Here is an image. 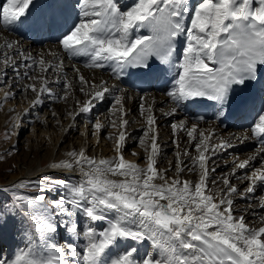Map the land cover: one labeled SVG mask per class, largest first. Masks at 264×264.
I'll return each mask as SVG.
<instances>
[{
	"label": "snow or ice",
	"instance_id": "6c2138e0",
	"mask_svg": "<svg viewBox=\"0 0 264 264\" xmlns=\"http://www.w3.org/2000/svg\"><path fill=\"white\" fill-rule=\"evenodd\" d=\"M33 7L35 0H0V26L10 29L28 22ZM58 7L59 12L34 22L55 32L59 49L69 59L83 57L84 67L92 70L108 67L117 79L128 69L170 74L165 94L174 107L168 112L161 109L164 115H173L185 102L193 107L211 102L214 117L220 120L244 107L250 89L264 78V0H70ZM19 43L2 46L17 53L15 59L5 54L2 63L5 69L12 68L16 80L28 81L20 89L34 95L31 106L43 103L45 95L67 103L76 88L63 59L51 49L33 56ZM71 68L86 99L75 101L70 117L90 113L97 102L118 93L108 120L117 130L108 135L115 155L97 158L83 147L73 149L48 167L53 173L78 171L79 179L20 178L0 188V239L10 221L23 225V246L5 258L0 244V264H264V214L258 216L260 226L253 227L245 214H235L249 209L234 206V197L251 199L257 187H264V108L250 129L236 137L241 143L256 140L260 146L245 159L233 157L231 172L218 178L222 187L213 189L210 184L217 180L211 179L215 168L209 161L233 147L231 138L214 140V129L202 130L204 115L194 117L190 127L187 119L172 123L173 135L186 133L196 155L187 149L177 151L176 171L169 177L172 162L158 167L161 145L153 104L141 96L143 135L138 142L145 160L141 166L123 154L130 124L126 90L104 80L90 81L75 64ZM53 84L62 92L54 91ZM12 95L5 91L4 99ZM104 127L96 119L93 134ZM181 155L191 160V167ZM258 157L261 166L253 168L251 162ZM241 169L249 170L243 192L230 180ZM185 170L197 179H181ZM28 188L37 191H24ZM50 193L56 195L50 198ZM257 207L264 213V196ZM61 231L68 234L63 243L56 239ZM145 242L152 251L141 254L139 246Z\"/></svg>",
	"mask_w": 264,
	"mask_h": 264
},
{
	"label": "bare ground",
	"instance_id": "6f19581e",
	"mask_svg": "<svg viewBox=\"0 0 264 264\" xmlns=\"http://www.w3.org/2000/svg\"><path fill=\"white\" fill-rule=\"evenodd\" d=\"M47 2L50 6L59 10V5L65 2H70V0H47ZM33 32H35L34 35H32ZM32 33L28 36L24 35L19 31L18 24L14 25L10 29L0 26V70H4L7 73V75L5 76L3 74V71H0V102L5 104V108L7 109V111L11 110L12 108L19 107L21 109V115L26 114L25 109L28 110L27 113L29 114L31 108H33L34 111H31L32 113L29 114V117L26 118V120L32 122V126L35 130H37V136L40 139L39 142L35 141V148L39 152L37 158L35 159L36 164L32 168L26 166V164H23L22 168L19 170L18 173L12 174V176H10L6 181H2L0 183V186L2 187L8 186L12 182L17 181L20 178L27 179L37 176H49L50 179H60L70 176L73 181L79 179L80 173L78 171L71 174L68 172L59 171L53 173L52 170H50V168L48 167V165H50L52 162H58L59 160L66 158L67 152L73 149L79 151V149L83 147L86 149L87 155L95 156L97 158H109L115 155L113 151V141L110 139L106 140L105 137H101L103 136V130H107V134L110 132L115 133L117 131L116 129H113L108 125V120L112 118L110 117L111 104L109 108H107L109 102L112 103L109 98V95L106 96V99L104 101L97 102L90 113L78 114L74 118L68 115L69 112L76 110V100L83 101L86 99L84 94L80 93L78 90L79 83L78 80L74 79V74L72 72L71 65L75 64L77 67H79L83 75L90 81L99 83L101 80H104L107 81V84L110 87L112 85H116L117 88L121 87L122 83H124L127 78L117 79L112 75L111 69L108 67H105L106 70H104L105 68L92 70L84 67L85 61L78 63L72 62L71 60L67 59L66 54H64L63 51L59 49L57 41L54 43H46L44 45H40L41 41L45 39V26H42L40 23L34 25ZM14 41H19V47L22 48L25 52L31 53L33 56H38L41 51L47 52L48 49H51L52 51L58 53L59 58L63 59L64 61L65 72L67 73L69 79L73 80L74 87L76 88L73 97L68 100L69 107H66L65 102L61 100H53L51 98H48L46 95L43 99V103L36 105L35 107L31 106L30 102L34 98V95L30 91L25 92L21 91L20 89V85L27 83L28 81L24 79L16 80L15 73L13 72L12 68L9 67L5 69L2 63L5 54L12 56L14 59L16 58L17 53L14 49H6L2 47L6 42ZM48 59H53V57L49 56ZM19 70L21 73L24 72V68L22 66ZM30 74L36 75L38 74V70L33 71ZM48 76L50 79L53 78V73L50 71L48 73ZM52 87L54 91L62 92L60 85L53 84ZM121 89H125L127 97H129V99H126L125 102V108L128 110V115L126 118L130 121V124L127 128L129 138L126 140L123 149V154L125 158L133 160L141 166L145 164L143 150L141 149L139 143L136 144L137 137H139V132H141V136L143 135V117H141L140 115L139 104L141 102L140 97L144 96L146 98V103L153 104L154 114L157 118L156 127L157 131L159 132L158 143H160L161 145V156L158 160V167L160 169L167 168L169 167V163L172 162L173 166L171 167V170L167 173L169 177H172L176 171L174 167V162L175 153L177 151L183 153V151L185 150V145L187 144V147L190 144L193 147H191V149H187V151L191 155L192 153L196 154L195 147L192 143H190L189 137L186 135V133L178 132L174 136L171 130L172 123L178 122L182 119H187L186 117H179L178 115L183 113L182 108L190 106V104L185 102L177 108V111L173 115H164L161 112V109H163L164 112H168L171 110L172 107H174L173 102L169 98H167L165 93H137L131 90L130 86L128 85L122 86ZM5 91L14 93V95L10 96L7 100H5ZM116 94L118 93L116 92L115 95ZM53 113H55V116H53ZM96 119H100L102 122H104L105 127L100 130L99 133L94 134V136L90 138V133L95 131L93 125L95 124ZM191 123L194 122L189 121V127L191 126ZM199 126L202 130H205L206 132L210 129H214V140L218 139L219 137L232 139L233 147L227 149L226 151L217 152L216 154L211 156L212 159H215L214 161H212V163L210 162L209 165V167L215 168V173L212 175L211 179L217 180V184H210V187L216 189L222 187V182L218 179L221 176L222 170H227L229 171V173L231 172V169L233 167V157L238 156L240 159H245L257 150V148L253 147H247L244 149V147L253 144L254 140L250 139L241 143L236 139V137L240 136L242 133H245L246 130L250 129L251 125L243 126V129L239 130H222L221 128L216 126L214 119H212V122H200ZM78 127H80L79 130ZM44 130H46L45 133H43ZM48 131L50 133H48ZM77 132L78 135L75 137V134ZM44 135H46V138L44 137ZM54 137L55 140L53 139ZM97 140H99V143H97ZM103 140H106V143L103 144ZM185 140H187V142ZM47 142L50 143V147L48 146ZM106 144L107 146H105ZM177 144L179 145V147H177ZM257 145L258 147L260 146L258 142ZM47 148L48 150L45 151ZM167 148H172L171 155L168 153V151L165 150ZM133 152L140 153V155L134 156L132 155ZM181 160L184 162L185 165L191 167L192 162L188 159V157L181 155ZM260 160L261 158L258 157L257 160L251 162V166L253 168L260 167ZM246 171L249 170H237L235 175L231 176L233 181L237 183L233 184L244 186V184L247 183L246 181H244ZM181 179L195 180L197 179V176L185 170L181 174ZM245 187H247V185ZM245 187H242V192ZM250 195L251 199H241L238 196L234 197V206L237 209H249L247 213H241L237 211L235 214H245L246 222L250 226L259 227L260 224L258 221V216L264 213H261V210L259 209V207H257V201L259 197L264 196V187H257L255 193ZM253 210L256 213L255 216L252 215ZM6 242L7 239H5L2 233L1 243L5 244ZM147 244L149 245V248L152 251V248L149 243L146 242L144 246Z\"/></svg>",
	"mask_w": 264,
	"mask_h": 264
},
{
	"label": "rangeland",
	"instance_id": "374dc122",
	"mask_svg": "<svg viewBox=\"0 0 264 264\" xmlns=\"http://www.w3.org/2000/svg\"><path fill=\"white\" fill-rule=\"evenodd\" d=\"M110 104H111V102H109L107 108H109ZM66 107H69L68 102L66 103ZM31 111L32 112L34 111L33 108H31L29 114L32 113ZM20 112H21V109L19 107L18 108H12L11 110L7 111V109L5 108V104L0 102V155H3L5 157V160L0 161V183L2 181L3 182L6 181L10 176H12V174L18 173L19 170L22 168L23 164H26V166L31 167V168L36 164L35 159L37 158L39 152L35 148V146H36L35 141L39 142L40 139L37 136V130H35L34 127L32 126L33 125L32 122L26 120V118L29 117V114L26 112L25 115L24 114L21 115ZM138 118H139V115H138ZM79 129H80V127H78V130ZM45 132H46V130L43 131V133H45ZM48 133H50V132L48 131ZM93 133L94 132L90 133V138L94 136ZM110 133H114V132H110ZM102 134H103V136H101V137H105V139L107 140L108 135H109V133L107 134V130L106 131L103 130ZM77 135H78V132L75 134V137ZM140 136H141V132H139V137ZM44 137L46 138V135H44ZM139 137H137L136 144L139 143L138 142ZM53 139L55 140V137ZM106 140H103V144L106 143ZM185 141L187 142V140H185ZM47 144H48V146L50 145L49 142H47ZM186 145H185L184 149H191V147H193L190 144L187 147H186ZM105 146H107V144ZM47 150H48V148L45 151H47ZM165 150L168 151V153L171 155L172 148H167ZM9 152L11 153V155H8ZM195 155L196 154L192 153V156H195ZM27 159H29V160H27ZM214 160L215 159L211 158L209 161V165H210V162L212 163V161H214ZM9 168H11L12 171H9ZM225 169H227V168H225ZM227 173H229V171L222 170L221 175L227 174ZM42 177H45V176H37V177L27 178V179L35 180L37 178H42ZM47 177H49V176H47ZM230 179H231L232 183H235L233 181V179L231 178V176H230ZM235 184H237V183H235ZM246 185H247V183L244 184V186L237 185V187L242 192V187H245ZM0 188H2V186H0ZM24 191L34 192L37 190L34 188H28V189H25ZM55 195H56L55 193H50V198L54 197ZM17 220H19V217L17 218ZM8 225L10 226V235H11L9 237V239H11V237H12L13 239H15L17 244H19V245H20V243L23 244V242H22L23 233H22V231H20V229L23 228V225H20L16 222H12V221H10ZM3 235H4V230H3ZM56 238H58V239L61 238L59 233L57 234ZM1 240L2 239H0V243H1ZM3 245H6V249H10V251L12 249H13V251L16 250V247L14 246L13 240H10V242L7 240V242L5 244H2V246ZM145 247L149 248V245L147 244V245H145ZM149 250L151 251L150 248H149Z\"/></svg>",
	"mask_w": 264,
	"mask_h": 264
}]
</instances>
